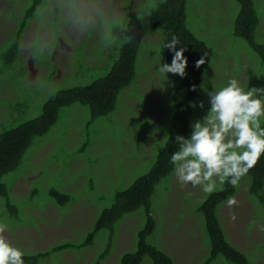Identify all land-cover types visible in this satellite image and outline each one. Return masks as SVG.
<instances>
[{
  "label": "rangeland",
  "instance_id": "rangeland-1",
  "mask_svg": "<svg viewBox=\"0 0 264 264\" xmlns=\"http://www.w3.org/2000/svg\"><path fill=\"white\" fill-rule=\"evenodd\" d=\"M160 1L43 0L27 21L16 59L5 66L3 55L32 0H0V129L37 116L42 104L59 90L102 77L127 38V27ZM253 4L259 20L255 41L264 45V0ZM81 5H88L90 23L77 22L75 9ZM238 9L235 0H186V25L210 51L202 87L192 101L204 103L203 109L194 108L195 122L210 109L207 93L227 86L230 79H237L245 90L264 88V64L244 40L232 35ZM162 41L161 31L142 39L135 78L118 93L113 112L87 127L86 106L62 108L57 122L32 141L20 166L4 178L18 217L9 216L0 196V223L8 226L4 235L9 243L25 255L63 241L80 243L100 210L111 204L114 192L148 171L167 138L171 96L181 79L158 70L160 64L172 61L160 56ZM221 186L217 180V189ZM248 186L246 175L232 196L238 204L229 208L225 199L217 212L229 241L245 253L253 250L255 259L250 260L264 264V208L247 194ZM50 188L68 193L72 200L59 207L48 194ZM206 195L200 186L181 184L174 168L155 186L151 212L159 244H154L175 264H201L209 255L203 217L197 210ZM156 196L165 203L162 210L157 209ZM122 219L102 264H119L120 255L136 246V233L145 222L142 210ZM105 234L99 233L89 246L51 254L39 264H94L106 243ZM141 264L152 263L144 258ZM212 264L228 263L218 257Z\"/></svg>",
  "mask_w": 264,
  "mask_h": 264
},
{
  "label": "trees",
  "instance_id": "trees-1",
  "mask_svg": "<svg viewBox=\"0 0 264 264\" xmlns=\"http://www.w3.org/2000/svg\"><path fill=\"white\" fill-rule=\"evenodd\" d=\"M235 1L239 9L233 22L232 35L244 40L264 64V45L255 41V31L259 20L253 0ZM42 3L43 0H32L31 6L24 13L16 28L14 41L3 55L5 66L11 65L16 59L19 52V40L27 21L34 16L36 9ZM185 6L186 0H161L149 13L134 20L127 27L126 39L131 40V43H124L125 39L117 47L115 55L111 56L112 60L114 59L112 66L102 77L85 85L59 90L42 104L37 116L25 119L15 126L0 129V196L4 199L9 216L17 218L18 209L9 200L10 184L8 185L4 178L20 166L32 141L45 135L57 122L60 110L73 104L86 106L90 113L87 127L93 121L113 112L116 108L118 93L128 87L135 78L138 50L142 39L146 36L157 31L162 32L160 56L167 60H172L174 55L165 47L172 35L179 38L177 50L179 47L186 49L184 51V57L187 58L186 75L178 81L172 92L173 111L168 135L148 171L137 176L126 188L114 192L111 204L100 210L92 229L80 243L63 241L52 245L49 249L38 250L29 255L24 254V264H39L51 254L89 246L93 244L99 233L104 232L107 235L106 243L94 262V264H102L113 248L117 236L116 227L123 221L124 216L138 209H141L144 214V225L136 233L135 248L123 252L119 258V264H141L144 258L149 259L152 264H175L170 254L156 246L159 241L154 240L158 229L151 212L152 196L155 193V186L174 168V165L170 163V156L179 147L175 137L180 135L187 138L191 133L190 124L195 122L196 116L194 108L191 107L192 101L202 87L204 70L210 59V51L206 44L198 39L186 25ZM201 58H204L205 63L200 68H196L195 63ZM193 86L196 87V91L191 90ZM261 126L264 127V123ZM247 177L249 178L247 194L264 208V154L248 172ZM48 194L59 207H64L72 200L68 193L55 188H50ZM234 194L235 187L226 182L217 191L207 194L198 205L197 210L202 214L206 232L207 241L205 242L209 245V255L201 264H212L218 257H222L228 264H251V257L252 260L255 259L253 250L249 254L245 253L229 241L217 212L218 206ZM156 199L157 209L162 210L164 201L158 196ZM251 262L254 264L253 261Z\"/></svg>",
  "mask_w": 264,
  "mask_h": 264
},
{
  "label": "clouds",
  "instance_id": "clouds-1",
  "mask_svg": "<svg viewBox=\"0 0 264 264\" xmlns=\"http://www.w3.org/2000/svg\"><path fill=\"white\" fill-rule=\"evenodd\" d=\"M77 22L90 23L88 5L75 9ZM124 43H131L126 39ZM179 38L172 35L165 45L174 53L171 64H160L159 71L184 78L187 58L183 47L177 50ZM204 58L195 63L200 68ZM192 91H196L193 86ZM210 109L199 121L190 124L191 133L186 138L177 135L179 146L170 156V163L178 180L183 185L200 186L206 194L217 191V180L221 185L237 187L243 177L257 164L264 154V88L245 90L237 79H230L227 86L207 93ZM191 107L204 108L203 101ZM229 208L238 204L235 197L226 198ZM235 214L231 219L235 220ZM7 225L0 223V264H24V252L12 246L4 233ZM264 231V228L261 229Z\"/></svg>",
  "mask_w": 264,
  "mask_h": 264
}]
</instances>
